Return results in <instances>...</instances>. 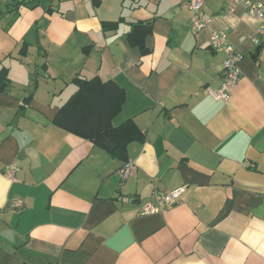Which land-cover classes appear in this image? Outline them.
Here are the masks:
<instances>
[{"label":"crops","instance_id":"0c3cea01","mask_svg":"<svg viewBox=\"0 0 264 264\" xmlns=\"http://www.w3.org/2000/svg\"><path fill=\"white\" fill-rule=\"evenodd\" d=\"M234 1L205 0L196 30L189 0H0V264H264V36ZM138 22L152 25L146 55L127 39ZM215 30L244 55L227 101L206 91L223 81ZM95 75L126 91L113 124L145 135L127 161L53 123L73 79Z\"/></svg>","mask_w":264,"mask_h":264},{"label":"trees","instance_id":"16d2710c","mask_svg":"<svg viewBox=\"0 0 264 264\" xmlns=\"http://www.w3.org/2000/svg\"><path fill=\"white\" fill-rule=\"evenodd\" d=\"M118 25L119 21L103 22V30H116ZM151 33V24L138 22L127 33V39L140 49L142 55H146L150 52L146 38ZM73 82L77 88L59 108L53 123L92 141L121 161H127L128 145L133 141H143L145 135L133 119L119 125L113 124V119L121 112L126 101L125 89L115 80H104L99 75L77 76ZM9 84L7 69L2 68L0 88L5 89Z\"/></svg>","mask_w":264,"mask_h":264},{"label":"built area","instance_id":"2783aa9c","mask_svg":"<svg viewBox=\"0 0 264 264\" xmlns=\"http://www.w3.org/2000/svg\"><path fill=\"white\" fill-rule=\"evenodd\" d=\"M238 3H245L249 13L256 16L259 20L257 33L252 37L253 41L261 44V37L264 36V1L260 0H235L233 5L229 7V12H234ZM205 0H189L188 7L191 12V23L196 30H202L211 23V18L205 14ZM210 46L213 49L223 51L225 57L223 59L224 73L223 81L218 89L207 87L206 91L215 99L227 101L230 98L232 89L237 86L241 75V61L244 55L238 50L237 46L228 39L225 31L215 30L210 37ZM135 169L133 162H127L121 168L122 182L129 179L131 172ZM16 166L9 165L5 169V174L14 178ZM184 187L178 189L166 190L155 194V201H147L142 206L143 214H151L166 209H170L179 203ZM123 201L131 202L133 197L125 196ZM13 208H19L24 205V200L17 198L10 200Z\"/></svg>","mask_w":264,"mask_h":264}]
</instances>
